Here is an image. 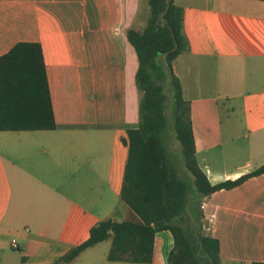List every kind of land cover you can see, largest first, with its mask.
Masks as SVG:
<instances>
[{"label":"crops","instance_id":"crops-1","mask_svg":"<svg viewBox=\"0 0 264 264\" xmlns=\"http://www.w3.org/2000/svg\"><path fill=\"white\" fill-rule=\"evenodd\" d=\"M176 1L190 49L173 69L190 101L198 165L211 184L238 178L264 163V2ZM148 17L147 0H0V55L41 44L56 121L0 131V264H52L96 222L132 217L120 199L139 102L126 31ZM202 204L220 257L226 231L230 264L264 261V174ZM106 241L72 264H146L107 260ZM172 247L169 230L156 232L149 264H167Z\"/></svg>","mask_w":264,"mask_h":264},{"label":"trees","instance_id":"trees-1","mask_svg":"<svg viewBox=\"0 0 264 264\" xmlns=\"http://www.w3.org/2000/svg\"><path fill=\"white\" fill-rule=\"evenodd\" d=\"M147 2L145 27L126 31L138 59L139 102L138 124L127 129L124 139L128 154L120 199L132 217L96 222L84 241L52 264H72L83 251L106 240H110L107 260L149 264L154 235L161 230L173 236L167 264H220V241L202 228V198L264 174L263 163L238 178L209 182L196 159L190 101L173 69L176 57L190 49L183 7L176 0ZM55 126L41 44L17 42L0 55V131Z\"/></svg>","mask_w":264,"mask_h":264},{"label":"rangeland","instance_id":"rangeland-1","mask_svg":"<svg viewBox=\"0 0 264 264\" xmlns=\"http://www.w3.org/2000/svg\"><path fill=\"white\" fill-rule=\"evenodd\" d=\"M173 147L174 150L177 149L176 145H174ZM207 232L211 234L209 231ZM222 238L223 241H222V252H221V257H222L221 264H230V260H228V256H230V235L225 231L224 236ZM103 243L106 245L108 241H104Z\"/></svg>","mask_w":264,"mask_h":264},{"label":"water","instance_id":"water-1","mask_svg":"<svg viewBox=\"0 0 264 264\" xmlns=\"http://www.w3.org/2000/svg\"><path fill=\"white\" fill-rule=\"evenodd\" d=\"M160 83H161V85L163 87V90L165 91L166 90V85H165L164 81H161ZM189 175L191 176L192 179H194V176L191 173H189Z\"/></svg>","mask_w":264,"mask_h":264},{"label":"built area","instance_id":"built-area-1","mask_svg":"<svg viewBox=\"0 0 264 264\" xmlns=\"http://www.w3.org/2000/svg\"><path fill=\"white\" fill-rule=\"evenodd\" d=\"M202 207H204L203 204H201V208H202ZM210 220H212V219L210 218L209 221H210ZM12 242H13V243H12V246H13V247H17L16 243H14L15 241L13 240Z\"/></svg>","mask_w":264,"mask_h":264}]
</instances>
